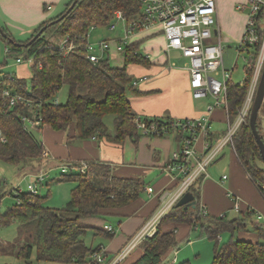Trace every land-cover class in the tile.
I'll return each instance as SVG.
<instances>
[{
	"label": "trees",
	"instance_id": "trees-1",
	"mask_svg": "<svg viewBox=\"0 0 264 264\" xmlns=\"http://www.w3.org/2000/svg\"><path fill=\"white\" fill-rule=\"evenodd\" d=\"M73 2V8L64 17L50 23ZM142 9L140 0H71L63 12L40 24L25 41L15 39L2 26L7 35L0 32V37L10 49L7 55L24 58L33 56L34 61L31 63L30 83L26 78L11 72H5L0 77L1 162L15 164L23 169L27 160L44 157L45 146L40 137L26 127L24 116L40 119L37 130L45 124L57 130H67L75 123L73 137H106L116 142H123L127 137L138 139L143 131L136 124L137 113L131 105L129 94H138L140 91L128 66L131 63L149 65L150 59L139 51L138 42H131L124 49V66L113 65L109 53H105L98 61H91L81 37L86 36L91 27L108 26L116 10H121L128 20H133L141 16ZM44 25L47 26L41 34L32 40ZM67 35L75 38L77 45L63 54L59 49V41ZM249 51L252 61L245 68L244 80L235 83L230 79L227 83L228 112L232 120L245 102L255 68L258 47ZM64 84L68 85L67 98L60 102L56 97ZM5 89L22 94L24 99L11 104L9 96L4 93ZM108 114L114 115L113 131L109 130L106 122ZM249 115L250 111L234 136L233 149L264 194V160L250 126ZM144 118L162 123L173 116ZM263 122L264 102L257 119L264 140ZM177 136L180 139L182 137L180 133ZM81 165V162L68 163L71 170L61 174V181L74 182L70 199L62 207L45 205L44 195L16 187L17 202L0 212V227L17 221L24 229L23 235L30 239L13 246L17 247L16 255L28 259L36 251L38 261L109 264L111 259L106 261L107 257L103 262L93 258V253L103 245L88 244L84 236L92 230L95 234L111 238L114 232L106 230L104 226L84 224L82 220L104 218L112 209L131 203L145 191L146 182L141 177L115 175L110 162L88 160L83 172L79 170ZM4 183V177L0 176V187ZM200 184L201 179H198L191 188L196 204L187 207L175 204L162 218L156 233L146 237L137 246L142 253L131 264H192L189 260L179 263L164 260L167 251L178 244L176 228L183 224L191 228L200 227L210 239L216 240L211 264H264V221L252 219L256 217L254 211L241 212L233 218H228L226 214L206 213L200 202ZM168 224H172L173 228L167 229L165 226ZM241 230L257 231L259 238L255 241L241 238L237 235ZM224 231L230 232V238L220 243L219 235Z\"/></svg>",
	"mask_w": 264,
	"mask_h": 264
},
{
	"label": "crops",
	"instance_id": "crops-1",
	"mask_svg": "<svg viewBox=\"0 0 264 264\" xmlns=\"http://www.w3.org/2000/svg\"><path fill=\"white\" fill-rule=\"evenodd\" d=\"M71 0H0V25L6 28L19 41H25L34 33L37 27L64 11ZM247 0H217V28L223 40L238 41L241 39L247 17V11H239L238 5ZM110 39V59L115 66H124L126 61L125 46L120 48V35L105 37ZM101 39V38H100ZM99 40V39H98ZM131 42H138L139 51L150 59V64L131 63L129 71L134 76L138 94L131 93L129 100L134 111L143 117L173 116L198 117L202 115L211 101L204 107L197 106V100L190 88L189 59L181 54L183 63L178 65L172 61L166 50L167 38L162 26L155 23L146 28L136 29L130 36ZM229 114L224 107H217L212 113L211 124L222 129L214 130L220 136L227 127ZM225 122V127L223 124ZM75 123L67 130H57L45 124L40 130V139L45 146L44 157L39 167L33 168L27 164L22 172L38 171L46 163L67 161L86 164L88 160L110 162L115 175L124 177H141L146 182L145 191L131 203L111 210L104 218H84L82 222L91 226L103 227L106 223L115 226L116 231L111 238L98 239V244L105 247L107 259L111 264L117 254L126 245L133 234L151 216L159 204L158 192L165 187H173L177 179L165 165L172 153L181 146L177 134L169 133L163 136L141 134L137 140L127 137L123 142L109 140L106 137L79 138L73 137ZM220 130V131H219ZM204 136L197 140L199 154L202 153ZM229 146V148L227 147ZM223 148L219 156L207 167V176L201 178L200 202L206 213L213 215L228 214L229 209L236 212L254 211L255 216L264 221V194L258 188L239 160L231 145ZM48 160H46V159ZM46 160V161H45ZM49 161V162H48ZM220 163V164H218ZM220 165V168H214ZM218 167V166H217ZM226 175V177H224ZM33 183V182H31ZM153 187V190H149ZM235 200L240 203L236 209ZM173 228L172 224L165 226ZM192 230L188 225L176 228L180 237L186 236ZM242 237L255 241L259 238L257 231L241 230ZM220 237V236H219ZM183 238V237H182ZM181 238V239H182ZM94 242V240H92ZM177 248V247H176ZM175 246L164 255L168 263L176 262ZM142 253L141 248L133 249L121 262L131 264ZM188 260V259H187Z\"/></svg>",
	"mask_w": 264,
	"mask_h": 264
},
{
	"label": "built area",
	"instance_id": "built-area-1",
	"mask_svg": "<svg viewBox=\"0 0 264 264\" xmlns=\"http://www.w3.org/2000/svg\"><path fill=\"white\" fill-rule=\"evenodd\" d=\"M140 2L143 6L140 17L128 20L121 10H116L114 19L109 24L110 29L113 30L118 21L124 23V35L120 38V48L130 43L129 38L136 29L146 28L155 23L161 24L167 38V52L177 49L189 59V84L192 95L195 98H206L210 95L212 101L207 104L205 112L198 117H173L158 123L156 120L149 121L139 114L136 115V124L145 135L160 136L169 133L182 135L181 146L172 153L165 165L168 171L174 173L177 184L173 187H165L158 192L160 201L157 208L133 234L111 264L120 263L142 240L154 235L166 213L185 192L192 190V186L198 179L207 176L208 165L219 156L223 148L227 145L233 147L234 136L242 123L246 121L264 66V0H247L238 5L239 10L247 11L238 52L258 47L255 68L245 102L238 115L233 120L228 116L225 131L220 136H216L215 131L211 129L212 113L215 108L224 107L229 114L227 83L231 79L235 65L231 68L225 65L222 37L217 28V0H140ZM89 37V32L81 37L88 50L87 57L91 61H98L105 53H109L110 39L101 38L91 41ZM212 37L215 41H211ZM75 40L67 35L59 41V49L63 54H67L76 47ZM6 50L10 49L7 47ZM15 59L18 62L33 63L34 61L33 56L28 58L17 56ZM4 93L9 96L11 104L24 99L22 94L14 93L10 89H5ZM23 120L27 128L34 130H37L41 123L39 118L28 116H24ZM200 135L204 136L201 154L197 147ZM85 168L86 164H82L79 170L83 172ZM62 170L68 172L71 168L64 166ZM44 174V172L38 173V178L41 179ZM29 190L38 192L37 183H30ZM149 190H153V187H149ZM234 206L236 209L240 208L238 200H235ZM202 209L205 211L203 205ZM104 228L112 232L116 231L115 226L110 223H106ZM106 257L107 251L104 246L93 253V258L99 262H103Z\"/></svg>",
	"mask_w": 264,
	"mask_h": 264
},
{
	"label": "rangeland",
	"instance_id": "rangeland-1",
	"mask_svg": "<svg viewBox=\"0 0 264 264\" xmlns=\"http://www.w3.org/2000/svg\"><path fill=\"white\" fill-rule=\"evenodd\" d=\"M89 33L91 41H97L98 39L105 37H115L116 35H120L122 37L124 35V23L122 21H118L116 28L113 30L110 29L109 25L91 27ZM211 41H215V38L212 37ZM222 43L225 65L231 68L235 64L232 70L231 80L235 83H240L244 80L245 68L252 59L251 51L243 49L238 52L240 40H223ZM6 49V42L0 37V77H2L5 72H11L19 77L26 78L28 83H30V77L32 75L31 63L27 61H16L14 56L7 55ZM249 50H252V48H249ZM168 54L170 59L175 61L178 65L183 63L184 60L179 51L172 49ZM114 62L116 61H112L113 64ZM67 93L68 85L64 84L58 92L56 99L60 102H64L67 98ZM129 96H132V94H129ZM208 100L212 101V97L210 95L204 99L197 100V106L199 108L204 107L205 102ZM252 102L249 111L251 109ZM113 118L114 115L112 114L106 115V122L110 131H113L114 129ZM216 125L217 124L212 125L211 129H222ZM224 127L225 122L223 124V128ZM32 131L37 137H40V133L37 130L32 129ZM227 147L229 148V146ZM40 161L41 159H29L26 163L30 164V166L32 165L33 168H37L39 167L38 165H40ZM46 162L40 170H36L38 173H45L44 176L39 179L38 175L36 176L33 174V171L22 172L15 164L0 161V176L5 179L4 186L2 185L0 187V212L5 211L7 207L17 202V197L15 196L16 187L27 191L29 190V184L31 182H36L38 193L45 196V205L62 207L67 203L70 199L71 189L74 186V182L70 180L61 181L60 177L64 172L62 170L63 167L68 166V162L57 161L56 165H52L51 162L50 164ZM27 164L25 166H27ZM62 164L64 166H62ZM214 168L218 169L220 168V165H216ZM239 214L240 213L236 212L233 208L228 210V214L226 216L228 218H233ZM106 218L109 219L108 216H106ZM252 219L258 220L257 217H252ZM260 221L263 222L262 220ZM23 231L24 229L17 221H13L8 225L0 227V264H77L75 262L63 263L55 261H38L36 251H34L31 258L28 259L16 255L17 247L14 248L13 246H18L20 243L22 244L30 241L28 236L23 235ZM237 235L239 237H246L243 236L242 232H237ZM219 236L220 243H223L230 238V232H221ZM248 237L250 238V236H247L246 238ZM84 238L88 244L95 246L98 243V239L103 238V236L95 234L92 230H89ZM92 240H94V242H92ZM215 242L216 240L210 239L207 234L202 232L200 227L192 228L189 234L186 236L182 235L180 237L178 244L175 246V248L177 247L174 253V256L177 258L176 262L179 263L188 259L192 264H211L214 259ZM88 264H90V262H88Z\"/></svg>",
	"mask_w": 264,
	"mask_h": 264
},
{
	"label": "water",
	"instance_id": "water-1",
	"mask_svg": "<svg viewBox=\"0 0 264 264\" xmlns=\"http://www.w3.org/2000/svg\"><path fill=\"white\" fill-rule=\"evenodd\" d=\"M74 4H75V2H73L60 17L51 20L50 23H54L55 21L64 17L73 8ZM46 26L47 25H44L37 33H35L32 40L35 39L36 37H38ZM0 32L4 36L7 35V33L5 32L4 28L1 25H0ZM263 102H264V66L262 68V72H261V75L259 78L258 86H257L256 92L254 95V99L252 102V106L250 109V115H249L250 126L252 128V131H253L255 137H256L257 143L259 145L262 159L264 160V140L262 139L261 133L259 132V129L257 126V119L259 116L260 109L263 105ZM176 204L177 205H185L186 207L190 206V205H195L196 199H195V194H194L193 190H188L187 192H185V194L178 200V202Z\"/></svg>",
	"mask_w": 264,
	"mask_h": 264
}]
</instances>
